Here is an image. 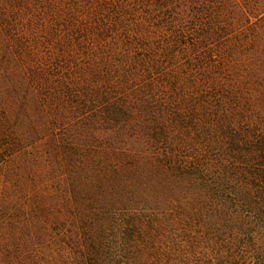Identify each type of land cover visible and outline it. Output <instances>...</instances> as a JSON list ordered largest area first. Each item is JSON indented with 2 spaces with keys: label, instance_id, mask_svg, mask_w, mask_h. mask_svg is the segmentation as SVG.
<instances>
[{
  "label": "trees",
  "instance_id": "trees-1",
  "mask_svg": "<svg viewBox=\"0 0 264 264\" xmlns=\"http://www.w3.org/2000/svg\"><path fill=\"white\" fill-rule=\"evenodd\" d=\"M224 8L0 0V197L39 214L27 264H264V17Z\"/></svg>",
  "mask_w": 264,
  "mask_h": 264
},
{
  "label": "rangeland",
  "instance_id": "rangeland-1",
  "mask_svg": "<svg viewBox=\"0 0 264 264\" xmlns=\"http://www.w3.org/2000/svg\"><path fill=\"white\" fill-rule=\"evenodd\" d=\"M214 1L222 3L224 11L230 15L240 16L237 8L240 4L254 21L255 17H264V0H234L236 7L231 6L232 0ZM38 215L35 211L17 208L12 203H7L5 197H0V264L28 263L25 257L27 248L30 243L38 242Z\"/></svg>",
  "mask_w": 264,
  "mask_h": 264
}]
</instances>
